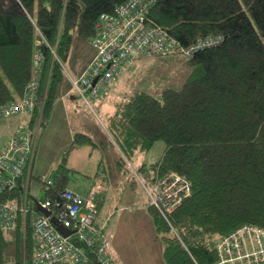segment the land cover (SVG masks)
I'll return each instance as SVG.
<instances>
[{
  "label": "trees",
  "instance_id": "obj_1",
  "mask_svg": "<svg viewBox=\"0 0 264 264\" xmlns=\"http://www.w3.org/2000/svg\"><path fill=\"white\" fill-rule=\"evenodd\" d=\"M125 1L0 0V105L24 94L40 51L42 125L60 106L68 85L64 62L76 41H89L98 17ZM150 15L181 45L207 36L220 40L190 57L181 55L189 73L180 88L167 87L161 96L137 90L131 102L116 101V111L107 116L108 133L122 160L164 143L161 158L142 168L147 183L174 171L192 183L191 193L167 217L149 204L164 245L160 264H213L220 238L247 223L264 229V0H155ZM73 144L97 142L77 132ZM67 157L51 178L36 176L43 198L71 186L77 170ZM15 197L21 201L19 191H4L0 203ZM24 242L20 226L14 239L0 228V264L11 259L31 264L36 244L31 227L25 250Z\"/></svg>",
  "mask_w": 264,
  "mask_h": 264
},
{
  "label": "built area",
  "instance_id": "obj_2",
  "mask_svg": "<svg viewBox=\"0 0 264 264\" xmlns=\"http://www.w3.org/2000/svg\"><path fill=\"white\" fill-rule=\"evenodd\" d=\"M154 2L127 0L113 13L104 12L98 17L95 34L90 39L95 56L79 76H70L73 89L91 108H94L93 101L101 98L106 90L115 95L117 101L131 102L132 94L118 93L114 88L124 65L135 58L168 55L173 50L192 54L196 51L191 46L181 45L152 21L150 14ZM43 60V54L36 51L33 79L24 94L0 105V123L5 119L20 118L9 140L0 145V193L19 191L21 195V201L15 197L0 203V228L7 236H13L20 226L25 242L27 231L32 228L36 244L31 264H121L110 252L106 222L100 224L97 221L99 202L106 189L103 182L93 184L85 193L67 186L53 197L33 201L29 197L44 106V100L38 98ZM38 104L41 105L40 116L33 123ZM145 174L148 177L146 171ZM140 181L149 204L160 210L164 217L192 191L191 181L175 171L157 177L150 186L141 178ZM49 183L52 184V180ZM40 208L48 209L50 214L46 215ZM28 212L33 215L28 217ZM19 213H22L21 218ZM52 217L71 233L61 232ZM216 250L218 258L213 264H264V229L244 224L220 238Z\"/></svg>",
  "mask_w": 264,
  "mask_h": 264
},
{
  "label": "rangeland",
  "instance_id": "obj_3",
  "mask_svg": "<svg viewBox=\"0 0 264 264\" xmlns=\"http://www.w3.org/2000/svg\"><path fill=\"white\" fill-rule=\"evenodd\" d=\"M92 53L93 47L90 40L76 41L73 53L64 62L65 83L68 85L62 92L61 99L73 105V109L58 107L51 117L43 118L38 132V152L33 173L35 177L33 176L30 182L29 197L31 201L43 198L45 190L42 188V181L36 176L40 175L43 180L51 178L55 168L66 156H68L70 167L75 169L80 166L84 170L81 173L76 171L71 174L72 181L80 180L82 183H89L98 173V176L104 174L102 167H99L101 159L105 158V162H111L114 168L118 167L120 160V164L128 168L126 175L132 186L126 188L124 196L126 201L121 200L119 204H116L117 207L112 205L110 209L107 205L111 203L107 205L104 203L97 221L100 224L106 222V231L111 245L110 252L118 262L160 264L164 261V245L157 237L156 227L147 206L148 197L140 181L141 178L147 182L148 177L142 169L145 165L140 167L142 160L138 161L137 157L141 156L146 162H157L163 154L164 143L159 141L149 151L132 154L129 158L123 157V160L120 158V152L108 133V119L105 114L106 111L114 109V102L117 101L115 95L106 90L101 98L93 101L94 108H91L71 86L70 76H79L84 71L93 59H91ZM188 73V59L180 54L139 56L132 63L124 65L114 89L115 92L122 94H133L137 90H145L155 96H161L162 91L167 87L180 88ZM65 92L71 94L73 101L67 100V96L62 98ZM101 103H103L102 107ZM12 122L7 123L5 119V124H0V145L9 140L15 126ZM77 132H90L96 136L97 148H92L91 145L73 144V138ZM69 150L70 153H68ZM89 151L92 153L89 154ZM106 170L108 172V169ZM108 186L107 184L106 187ZM128 189L131 190L132 195L128 194ZM14 236L7 237L14 239ZM23 245L25 250V242ZM7 264L16 263L11 259Z\"/></svg>",
  "mask_w": 264,
  "mask_h": 264
},
{
  "label": "crops",
  "instance_id": "obj_4",
  "mask_svg": "<svg viewBox=\"0 0 264 264\" xmlns=\"http://www.w3.org/2000/svg\"><path fill=\"white\" fill-rule=\"evenodd\" d=\"M94 54H95V51H94V48H93V53H92L91 59L93 58ZM91 59L89 60V62L91 61ZM69 94L70 93L65 92V94L63 95L62 98H66V96H67V98H68L67 100H70V101L72 100L73 101V98L71 97V94L70 95ZM59 104H60V106H59L60 109L61 108L67 109L69 107L73 109V105L68 104L66 101H63L62 100V102L60 101ZM102 104L103 103H101V105H100L101 107H102ZM115 108H116V102H114V109L112 111H106L105 112L106 117L108 115L114 113L116 111ZM19 120H20V118L15 117V118L7 119V123L13 121L12 124H15V126H14L13 129H15V127L18 124ZM16 122H17V124H16ZM0 124L2 125V124H5V123L3 121ZM86 133L89 134L90 136H92L94 139H97L96 136H94L92 133H90V132H86ZM12 134H13V132H12ZM92 148H97V145H94L93 144L92 145ZM118 151H119V148H118ZM91 153H92V151H89V154H91ZM137 158H138L137 159L138 161H141L142 160L141 163H140V167L143 166V165H151V164L154 163V162H146V161H143V159H142L141 156H138ZM100 161L101 162H100V166L99 167H102L101 170H102V172H104V174L98 176L99 175V173H98L97 176H95L94 178H91V180H90L89 183H82L80 180H77V181L74 180V181H71V183H70V185L76 191L81 192V193H85L86 190L89 187H91L93 184L98 183V182H100V183L103 182L104 184L107 183L109 185L108 188L106 187L107 190L105 189L103 191V196H104L103 198L104 199H102V201H100V204H99V213L101 212L104 203H106V205L108 203H111V205H107L111 209L112 205H114L115 207H117L116 204H119L121 202V200H123L125 202L126 200L124 199V196H125V193H126V188L128 186H132V184L129 181V178L126 175V172L128 171V168H125V166L124 165H121L120 163H119V165H118L117 168H114L112 166L111 162H109V161L108 162H105V158L104 159H101ZM106 169H108V172H107ZM75 170L79 171L80 173L84 171L82 169V167H80V166L79 167H75ZM107 184H106V186H107ZM77 189H83V190L80 191V190H77ZM144 193L147 196V193H146L145 189H144ZM128 194H131L132 195L130 189H128ZM147 206L149 207V200H148ZM99 213H98V216H99Z\"/></svg>",
  "mask_w": 264,
  "mask_h": 264
},
{
  "label": "bare ground",
  "instance_id": "obj_5",
  "mask_svg": "<svg viewBox=\"0 0 264 264\" xmlns=\"http://www.w3.org/2000/svg\"><path fill=\"white\" fill-rule=\"evenodd\" d=\"M155 3V2H154ZM115 11V10H114ZM113 11V12H114ZM113 12H111V13H113ZM167 31V30H166ZM220 40V37H216V36H207V37H201V38H199L198 39V41L194 44V45H192L191 47L194 49V50H198V49H200V48H203V47H206V46H212L213 44H215V43H218V41ZM95 51V50H94ZM195 51V52H196ZM194 52V53H195ZM193 53V54H194ZM170 54H180V55H183V56H187V57H190V56H192L193 54H192V52H190V53H187V52H184V51H180V50H173V51H171L170 52ZM169 55V54H168ZM94 56H95V54H94ZM93 56V57H94ZM133 62V61H132ZM131 62V63H132ZM130 64V63H129ZM72 84V83H71ZM78 94V93H77ZM79 95V94H78ZM145 184L146 185H148V186H150L151 184L150 183H147V182H145ZM179 206V205H178ZM174 210V209H173ZM172 210V211H173ZM32 213L33 212H28V217H31L32 216ZM169 213V212H168ZM19 216H21L22 217V213H19Z\"/></svg>",
  "mask_w": 264,
  "mask_h": 264
},
{
  "label": "water",
  "instance_id": "obj_6",
  "mask_svg": "<svg viewBox=\"0 0 264 264\" xmlns=\"http://www.w3.org/2000/svg\"><path fill=\"white\" fill-rule=\"evenodd\" d=\"M40 209L46 215L50 214V211L48 209H45V208H40ZM52 221L58 226L61 232H63L65 235H69L71 233V231L67 227H65L56 217H52Z\"/></svg>",
  "mask_w": 264,
  "mask_h": 264
}]
</instances>
